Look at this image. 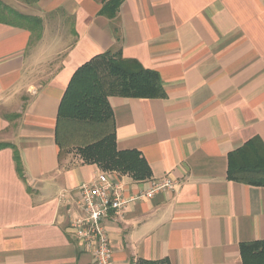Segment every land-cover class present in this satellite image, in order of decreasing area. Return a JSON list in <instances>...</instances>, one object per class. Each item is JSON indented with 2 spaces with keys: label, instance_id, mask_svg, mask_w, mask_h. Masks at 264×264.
<instances>
[{
  "label": "crops",
  "instance_id": "crops-1",
  "mask_svg": "<svg viewBox=\"0 0 264 264\" xmlns=\"http://www.w3.org/2000/svg\"><path fill=\"white\" fill-rule=\"evenodd\" d=\"M0 1L41 19L0 15V264H97L71 223L99 173L127 198L178 183L105 220L114 264H243L241 243L264 240V186L228 179V156L264 143V0H123L114 15L101 0ZM110 50L162 82L159 97L109 98L117 148L147 161L143 180L58 140L73 74Z\"/></svg>",
  "mask_w": 264,
  "mask_h": 264
},
{
  "label": "trees",
  "instance_id": "trees-1",
  "mask_svg": "<svg viewBox=\"0 0 264 264\" xmlns=\"http://www.w3.org/2000/svg\"><path fill=\"white\" fill-rule=\"evenodd\" d=\"M22 1L31 4L39 0ZM101 1L103 12L114 15L123 0ZM6 11L22 21L41 23L40 18L22 15L0 1V15ZM112 95L153 98L164 93L156 71L144 68L134 59L124 58L121 51L96 55L75 71L67 86L58 113V140L80 143L77 149L84 162L96 163L104 170L130 173L138 180L146 179L151 176V169L140 153L117 148L114 112L109 101ZM86 129H91L94 138L76 136ZM228 160V179L264 186V143L259 137L232 151ZM17 163L22 174L19 158ZM240 247L243 264H264V240L243 242ZM137 264L170 262L142 259Z\"/></svg>",
  "mask_w": 264,
  "mask_h": 264
},
{
  "label": "built area",
  "instance_id": "built-area-1",
  "mask_svg": "<svg viewBox=\"0 0 264 264\" xmlns=\"http://www.w3.org/2000/svg\"><path fill=\"white\" fill-rule=\"evenodd\" d=\"M177 184V181L165 177L139 194L127 198L121 181L110 178L107 173H99L97 178L81 185V205L85 216L74 220L71 229L76 238L92 251L97 264H114L105 220L111 213L119 215L130 201L149 198L160 191L173 190Z\"/></svg>",
  "mask_w": 264,
  "mask_h": 264
},
{
  "label": "rangeland",
  "instance_id": "rangeland-1",
  "mask_svg": "<svg viewBox=\"0 0 264 264\" xmlns=\"http://www.w3.org/2000/svg\"><path fill=\"white\" fill-rule=\"evenodd\" d=\"M14 9V8H13ZM15 10V9H14ZM85 133V136H84V133ZM83 132H81L80 133V131L76 134V136L77 137H80V136H82V137H91L92 136V131H91V129H86V130H83ZM93 138H94V136H92ZM71 139H73V138H71ZM71 141H73V140H71ZM73 144H74V148L73 149H77V147L80 145V143H78V142H72Z\"/></svg>",
  "mask_w": 264,
  "mask_h": 264
}]
</instances>
